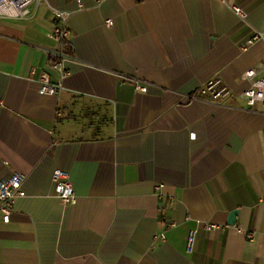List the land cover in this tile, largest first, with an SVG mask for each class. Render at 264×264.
Returning a JSON list of instances; mask_svg holds the SVG:
<instances>
[{"label":"crops","instance_id":"0c3cea01","mask_svg":"<svg viewBox=\"0 0 264 264\" xmlns=\"http://www.w3.org/2000/svg\"><path fill=\"white\" fill-rule=\"evenodd\" d=\"M53 9L70 12L69 58L46 96ZM258 34L264 0H46L0 17V182L19 173L26 194L0 213V264H264V113L239 97L244 72L264 73ZM214 77L230 98L185 99Z\"/></svg>","mask_w":264,"mask_h":264},{"label":"built area","instance_id":"2783aa9c","mask_svg":"<svg viewBox=\"0 0 264 264\" xmlns=\"http://www.w3.org/2000/svg\"><path fill=\"white\" fill-rule=\"evenodd\" d=\"M98 6L105 0H93ZM44 2L46 0H0V17L10 19H26L30 16V6L34 3ZM79 8L81 3L78 1ZM240 12V11H239ZM56 26L50 37L56 42V49L46 51L51 60L50 67L58 72L59 80L57 83L50 81L49 73L44 71L40 73L38 79V93L46 96H56L62 87V83L67 73L64 72V61L69 58L66 52V36L68 29L66 22L70 12L53 9ZM106 25L111 26L112 21L106 20ZM263 35H256L255 39H263ZM251 43V42H250ZM242 79L248 82V87L239 95L248 107L256 104L261 106L264 113V73L260 74L257 68H250L243 73ZM142 92L145 87L139 88ZM232 91L217 78H211L204 82L197 91V95H186L187 101L206 100L210 102H220L232 96ZM55 186L56 197L63 206L74 205L77 201L70 174L66 171L55 169L51 175ZM23 176L19 173H13L10 178L0 182V213L2 221L7 223L10 219L12 204L15 200L23 198L26 194L23 189ZM157 195H161V185L155 186ZM264 200V198H263ZM216 228L213 224L206 226L207 230ZM195 239V231H191L187 240V251L190 252Z\"/></svg>","mask_w":264,"mask_h":264},{"label":"water","instance_id":"95a60500","mask_svg":"<svg viewBox=\"0 0 264 264\" xmlns=\"http://www.w3.org/2000/svg\"><path fill=\"white\" fill-rule=\"evenodd\" d=\"M236 213V211H233L231 214V217L233 218L234 214ZM234 222L231 220L230 224H233Z\"/></svg>","mask_w":264,"mask_h":264},{"label":"trees","instance_id":"16d2710c","mask_svg":"<svg viewBox=\"0 0 264 264\" xmlns=\"http://www.w3.org/2000/svg\"><path fill=\"white\" fill-rule=\"evenodd\" d=\"M66 52H68V53H69V47L66 49Z\"/></svg>","mask_w":264,"mask_h":264}]
</instances>
